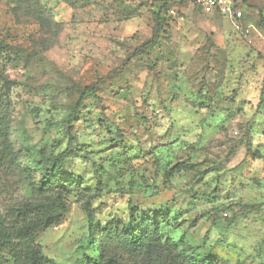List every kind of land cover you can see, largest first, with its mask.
<instances>
[{"label":"rangeland","instance_id":"374dc122","mask_svg":"<svg viewBox=\"0 0 264 264\" xmlns=\"http://www.w3.org/2000/svg\"><path fill=\"white\" fill-rule=\"evenodd\" d=\"M238 1L240 18L195 0H0L15 156L0 210L38 194L32 165L69 148L54 171L69 211L37 240L56 264L97 256L111 218L162 211L184 255L264 264V0Z\"/></svg>","mask_w":264,"mask_h":264},{"label":"trees","instance_id":"16d2710c","mask_svg":"<svg viewBox=\"0 0 264 264\" xmlns=\"http://www.w3.org/2000/svg\"><path fill=\"white\" fill-rule=\"evenodd\" d=\"M79 104L80 101L75 109ZM6 142L0 126V166L14 169L15 156L6 151ZM68 153L69 148L46 163L41 160L34 163L32 168L41 174L39 185L35 187L38 194H31L28 199L0 210L2 264H56L44 255L37 240L42 232L60 224L69 211L72 184L61 179L54 184V171L62 170ZM85 211L91 231V209L86 207ZM164 214L165 211L151 214V218L145 217L141 222L111 218L99 225L92 243L98 255L88 256L83 264H218L216 257L206 253L184 255L179 250L182 238L176 237L171 230L168 234L163 231V227H172L173 212L166 217ZM124 255L137 260L129 262Z\"/></svg>","mask_w":264,"mask_h":264},{"label":"built area","instance_id":"2783aa9c","mask_svg":"<svg viewBox=\"0 0 264 264\" xmlns=\"http://www.w3.org/2000/svg\"><path fill=\"white\" fill-rule=\"evenodd\" d=\"M207 9L215 10L230 18H240L242 10L238 0H195ZM173 13V11H171Z\"/></svg>","mask_w":264,"mask_h":264}]
</instances>
